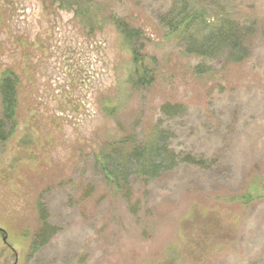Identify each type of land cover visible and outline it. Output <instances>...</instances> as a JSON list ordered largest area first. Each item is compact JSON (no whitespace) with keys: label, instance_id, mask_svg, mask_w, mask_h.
<instances>
[{"label":"rangeland","instance_id":"rangeland-1","mask_svg":"<svg viewBox=\"0 0 264 264\" xmlns=\"http://www.w3.org/2000/svg\"><path fill=\"white\" fill-rule=\"evenodd\" d=\"M92 1L82 25L54 0H0V81L18 79L0 141V264H264V0H201L250 34L247 60L201 78L159 24L172 0ZM112 15L142 31L151 86L126 84ZM158 124L180 163L118 192L102 157ZM40 204L58 231L31 254Z\"/></svg>","mask_w":264,"mask_h":264},{"label":"trees","instance_id":"trees-1","mask_svg":"<svg viewBox=\"0 0 264 264\" xmlns=\"http://www.w3.org/2000/svg\"><path fill=\"white\" fill-rule=\"evenodd\" d=\"M54 1L59 3L60 9L73 12L82 25L89 23L87 21L93 8L92 0ZM109 22L114 25L123 46L132 56L133 71L128 76L126 84L134 90L151 86L154 83V75L148 67L147 57L142 54L144 46H138L139 42L143 41L142 31L114 15L110 16ZM159 24L164 29L166 40L175 41L186 56L201 61V65L194 70L199 78L210 74L211 68L206 66L207 63L223 62L226 68L242 63L248 58L246 42L250 38L249 29L242 28L231 15L215 12L210 5L201 0H172L168 12L160 18ZM17 87L18 79L13 73L3 74L0 81L2 100L0 141L5 136L6 125L9 123L15 125L18 108ZM180 110V105L172 104H165L161 108L162 114L169 118L177 116ZM104 112L108 116H113L116 109L105 108ZM172 136L170 131L158 124L153 128L144 146L135 143L132 136L123 139L119 148L116 147L113 153L106 154L101 159L100 167L109 184L118 192H122V189H128L130 192L131 178L140 177L146 182L153 181L178 166L179 158L170 148ZM182 160L181 162L198 166L205 164L189 155ZM130 198L128 196V199ZM39 225L32 242L31 254H36L58 231L49 224L42 204L39 205Z\"/></svg>","mask_w":264,"mask_h":264},{"label":"water","instance_id":"water-1","mask_svg":"<svg viewBox=\"0 0 264 264\" xmlns=\"http://www.w3.org/2000/svg\"><path fill=\"white\" fill-rule=\"evenodd\" d=\"M4 241H5V239H4Z\"/></svg>","mask_w":264,"mask_h":264}]
</instances>
